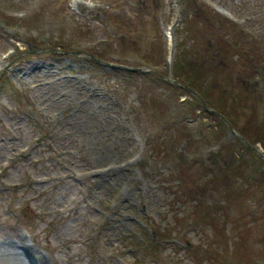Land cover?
I'll list each match as a JSON object with an SVG mask.
<instances>
[{
	"label": "rangeland",
	"instance_id": "rangeland-1",
	"mask_svg": "<svg viewBox=\"0 0 264 264\" xmlns=\"http://www.w3.org/2000/svg\"><path fill=\"white\" fill-rule=\"evenodd\" d=\"M192 1L0 0V264H264V165L172 86L185 50L223 45L198 78L220 82L208 100L247 96L236 122L264 119V0ZM228 148L243 160L228 188L197 181ZM147 221L171 234L154 257L137 249Z\"/></svg>",
	"mask_w": 264,
	"mask_h": 264
},
{
	"label": "trees",
	"instance_id": "trees-1",
	"mask_svg": "<svg viewBox=\"0 0 264 264\" xmlns=\"http://www.w3.org/2000/svg\"><path fill=\"white\" fill-rule=\"evenodd\" d=\"M194 7L197 6L199 7V10L202 11V6L196 4V2L193 0L192 1ZM215 18H219L222 21V27L226 29V31L229 29V23L228 21L226 22L224 19L225 18H221L219 17V15L215 16ZM11 18H5L6 22L8 21H12L10 20ZM219 29L221 31H223V29L221 27H219ZM231 29V28H230ZM229 29V30H230ZM225 32V31H223ZM226 39V37H225ZM225 45L227 44V40H223L222 41ZM216 44H213L212 46H214L213 48H209L207 47V52H205L203 57H196L193 51H188L185 50V52H187L190 57L189 58H178L176 59L177 63L174 64L175 70H174V74H178L181 79H179L180 77H176L175 80L176 82H178L179 84L183 85L185 88L193 91L195 94L198 95V97L201 99V101L203 103L206 104V107L208 109H210L211 111H213L215 114L206 111L208 113V115L212 116L213 118L217 119L219 121V123H221V125L225 128V129H229L232 130L236 133L237 136L234 137V139L232 140V143L235 145H237L238 147H242V154L249 152L250 154H252L254 156V159L258 160L259 162H261L264 165V119H262L261 121H258L257 123L252 122V121H248L247 126L244 123L243 125H240L238 122H236V116H238V112L244 113V109H248L249 113H254L255 107H256V103L253 104V106L247 105L248 104V100L249 98H247V96H242L239 95L237 97L232 96V100H231V104L227 110V112L225 111V107H224V102H220V101H216L214 104L213 101H209L208 97H210L211 92L209 91L212 89H216V87H218L220 85V82L215 81V83H213V85H209L208 87H206V84H203L201 82V79H203L205 82H208L211 75L215 76L216 70L212 71L210 69V62L211 60H218L220 62V64L222 66L226 65L225 62V56L223 53V45H218L217 48L215 46ZM226 48V46H225ZM221 53H223V59H221L220 55ZM53 55V54H52ZM91 55H88L86 58L89 59V61H91V63H98V61H102L103 63H107L105 59H103L100 56H91L94 58H90ZM186 59V60H185ZM109 64V63H107ZM180 71V72H179ZM189 71V72H188ZM132 71H129V73H131ZM192 72V75L191 73ZM212 72V73H211ZM187 73L189 74V76L187 75ZM132 74V73H131ZM158 77L160 79L165 78L164 75L158 74ZM201 78V79H198ZM4 77H0V81H3ZM175 88H178L174 85H172ZM207 89V92L204 90ZM226 88L223 89V91H225V93H227V96L230 95V92H226ZM184 91V90H182ZM185 92V91H184ZM187 94V92H185ZM224 97V95H223ZM248 97L251 98L250 95H248ZM258 96L255 95L252 99H250V102L255 101V98H257ZM193 100H196L194 97H192ZM223 98L221 97L220 100H222ZM257 101V100H256ZM255 101V102H256ZM196 102L199 104V101L196 100ZM216 127V126H215ZM247 127H253V133L249 131V129ZM187 126L182 125L180 127L179 133L182 135V137L184 136H189V130L186 129ZM181 139L180 138H174L172 145H176V143H178ZM216 141V140H215ZM158 144H163L161 142H158ZM257 144H260L262 147V151L257 152L254 147V145L256 146ZM234 146H230L229 148L234 149ZM155 148L157 149V146L155 145ZM229 148L227 150H225V155L228 156L226 157L228 159L225 158H218L220 155V152H212L210 155L212 158L216 159V161H220L221 163H219V166L216 164H213V161L211 160L210 157H208L207 161L204 163L206 164V166L210 169V171H208L206 174H204L203 178H196L197 181L200 182L203 180H207L205 177L210 178L209 181L213 184H216V182L221 183L222 185H224L226 188H228V186L231 183V179L228 180L229 177H235L239 174V171H242L243 169H241L240 164V156H238L236 153L232 155V151L229 150ZM253 149V150H252ZM179 158V157H178ZM180 159V163L185 162L188 163V161H186V157L182 156L179 158ZM243 163V160H241ZM221 165V167H220ZM218 172V175L214 172ZM212 177H216L217 180H211ZM183 184V183H182ZM189 186L184 187L185 191L187 192V196L190 197L189 195L191 194L190 190L188 189ZM200 189V183L195 187V191L196 193L199 191ZM205 191V188H204ZM237 191L236 190H232V191H227L226 192V196L223 198V204L224 206H219L220 204H216V207H221V208H226V206L228 207L230 205V203H232V201L235 199V197L237 196ZM219 213H221L219 211ZM211 215H209L208 217H210ZM214 217H216V215H214ZM208 220H214V221H210V226L209 227H214L215 225H217V223L219 221L215 220L214 218H209ZM217 221V223H216ZM209 222V221H208ZM154 223H150L147 221V226L149 227L150 231L152 233H155L154 236H157L158 240H153L154 236H150V238H144L142 239V242L140 243V245H138L139 247L137 248L138 250L145 252V254H150L152 257L155 256V253L158 254V249L156 250V248L160 247L159 243L161 241L164 240V238L166 239L167 236L170 234L168 233L167 230H161V228L158 226V228L154 227ZM159 229V230H156ZM161 230V231H160ZM156 231V232H155ZM160 231V232H159ZM171 235V234H170ZM135 244H133L132 246H134ZM149 248H151L152 250L149 252ZM203 255L206 253L205 251L202 250L201 252ZM147 257V255H145L144 257H142V259H145ZM202 257V256H201ZM160 260V259H159Z\"/></svg>",
	"mask_w": 264,
	"mask_h": 264
},
{
	"label": "bare ground",
	"instance_id": "bare-ground-1",
	"mask_svg": "<svg viewBox=\"0 0 264 264\" xmlns=\"http://www.w3.org/2000/svg\"><path fill=\"white\" fill-rule=\"evenodd\" d=\"M5 251V250H4ZM3 251V252H4ZM5 256H12V257H14V255H15V252L14 251H11V250H9V252H7V251H5L4 253H3ZM15 260V259H14Z\"/></svg>",
	"mask_w": 264,
	"mask_h": 264
}]
</instances>
